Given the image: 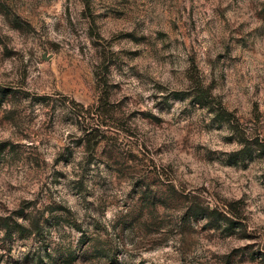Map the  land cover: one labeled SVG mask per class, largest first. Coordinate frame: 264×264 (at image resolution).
<instances>
[{"label":"rangeland","instance_id":"rangeland-1","mask_svg":"<svg viewBox=\"0 0 264 264\" xmlns=\"http://www.w3.org/2000/svg\"><path fill=\"white\" fill-rule=\"evenodd\" d=\"M0 264H264V0H0Z\"/></svg>","mask_w":264,"mask_h":264},{"label":"trees","instance_id":"trees-1","mask_svg":"<svg viewBox=\"0 0 264 264\" xmlns=\"http://www.w3.org/2000/svg\"><path fill=\"white\" fill-rule=\"evenodd\" d=\"M199 92L201 93L200 95V98L203 100V101H209L210 100V97L207 95L208 93H206V91H204L203 89H200Z\"/></svg>","mask_w":264,"mask_h":264}]
</instances>
